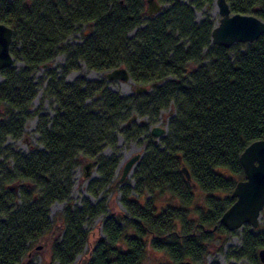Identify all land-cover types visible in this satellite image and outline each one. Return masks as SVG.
I'll return each instance as SVG.
<instances>
[{
    "label": "trees",
    "instance_id": "1",
    "mask_svg": "<svg viewBox=\"0 0 264 264\" xmlns=\"http://www.w3.org/2000/svg\"><path fill=\"white\" fill-rule=\"evenodd\" d=\"M227 1L234 12L264 19V0ZM158 2L168 6L151 17L144 0H0V22L13 28L11 52L22 61L0 70V264H35L25 257L51 228L56 200L65 202L64 230L51 245L57 264H76L85 248L90 254L82 264H145L149 250L168 256L158 264L200 262L207 244L229 232L220 218L245 176L240 154L264 138V34L217 45L210 14L197 21L194 13L211 9L213 0ZM74 33L80 43L66 41ZM60 52V70L45 72L44 97L56 102L54 115H37L43 148L15 151L5 141L21 138L32 117L34 73ZM81 61L101 72L125 66L136 84L152 90L123 96L106 79L68 81ZM167 108L173 115L156 142L149 128ZM134 115L148 119L128 125ZM117 132L127 140L145 136L134 184L126 178L119 185L125 211L107 212L101 201L74 206L72 172L81 157L97 165L92 195L114 182L119 156L102 151L116 145ZM196 187L206 193L202 204H194ZM103 213L104 236L90 244L85 224ZM261 247L264 230L245 224L236 258L263 264L255 253Z\"/></svg>",
    "mask_w": 264,
    "mask_h": 264
},
{
    "label": "rangeland",
    "instance_id": "2",
    "mask_svg": "<svg viewBox=\"0 0 264 264\" xmlns=\"http://www.w3.org/2000/svg\"><path fill=\"white\" fill-rule=\"evenodd\" d=\"M145 1V6L147 7V2ZM158 1V0H157ZM189 1V0H187ZM160 3V2H159ZM162 9L168 6V3H160ZM215 0H213V4L211 9H207L205 7L201 9H195V18L197 21H200L206 14H210L212 17L214 24H217L220 19V15L216 11ZM89 30L86 28L85 31ZM134 31H131L129 34L132 35ZM68 43L77 44L81 42V34L74 33L68 36ZM64 54L62 52L58 53L53 62L48 63L47 66H41L39 70L34 73V81L37 84V94L32 102L31 112L32 117H30L25 124L24 134L21 138H12L8 137L5 141L6 146H10L15 151L21 153H29L32 149H41L43 148L40 143L39 133L36 130V125L38 121V113L46 114L50 118L54 115L56 109V102L51 98H45L44 92L48 83L49 78L46 77V71L48 69H58L60 70V66L64 62ZM22 66V61L20 59H15L14 67L17 69ZM78 76H85L88 79H105L104 72L90 69L87 65L81 61L80 68L78 70L70 72L66 79L68 81L75 80ZM3 80V76L0 74V82ZM110 88L123 96L131 95L136 91L137 87H146V90H141L138 93H146L151 92V88L148 86H142L136 84L133 80L120 81L114 80L111 81ZM39 111V112H38ZM173 115V110L171 108L162 109L159 113L158 119L152 125H150L149 130L153 126L159 125L161 127H167V123L171 116ZM148 117H138L135 120H132L130 123L127 122L128 125L134 123L138 125L141 120H147ZM124 127V124L120 125V128ZM154 137L156 142L160 141V138L163 137ZM144 135H139L136 138H131L129 140L124 137V135L120 132H117L116 145L111 147L109 145H105L103 148V154L105 156H111L112 154H116L119 156V165L115 171L114 182L111 186H106L101 190L98 196H94L89 191V186L93 180L99 178V173L97 170V165L94 162L93 158L89 157H81L78 165L74 167L72 172V190L71 197L74 206H81L83 201L88 200L93 204L101 201L106 206L107 212L121 213L125 211L124 206L120 200V191L119 185L121 184L119 181L122 166L124 162L132 155L137 152L142 153V156L145 153V143H144ZM92 162L91 166V175L85 176L83 166ZM133 174V172H132ZM132 174L127 177L130 179L131 184H134V179ZM15 185V184H13ZM196 200L194 202L197 204H202L205 196V192H203L199 187H196ZM222 195V194H221ZM65 202L56 200L51 203L49 207V217L52 220L51 228L42 236L40 240L34 242L31 246L30 250L25 257V260H32L35 264H57L51 258V245L58 237H60L64 230V225L60 218V212L63 210ZM105 214H100L96 218L89 220L88 223L85 224L86 229L90 232L89 235V243L92 244L96 237L104 236L102 232V223ZM260 230H264V209L260 216ZM243 227L232 230L226 233H220L215 236V238L207 244V252L205 257L200 262H195L191 259H186L192 261L194 264H253L250 256H240L236 258L237 254L242 248V237H243ZM256 259L257 262H260L258 257V249L256 250ZM88 248L84 249V252L80 254L76 258V264H82L89 257ZM233 254L235 255L234 257ZM254 257V255H251ZM168 256L163 252H157L149 250V255L145 261V264H158L159 262H167Z\"/></svg>",
    "mask_w": 264,
    "mask_h": 264
},
{
    "label": "water",
    "instance_id": "3",
    "mask_svg": "<svg viewBox=\"0 0 264 264\" xmlns=\"http://www.w3.org/2000/svg\"><path fill=\"white\" fill-rule=\"evenodd\" d=\"M146 12L153 17L162 10L161 4L157 0H146ZM216 10L220 15L219 22L214 25L211 31V42L217 45L230 47L236 42H253L264 34V19L254 14L234 12L230 8L227 0H215ZM13 28L0 22V70L13 66L15 57L11 52L13 42ZM44 64L43 66H47ZM106 81L111 85V81L132 80L128 69L125 66H118L104 72ZM146 90V87H137L136 91ZM137 119L134 115L128 123ZM154 137L165 135L167 127L159 125L151 128ZM142 157V153L137 152L130 156L123 164L120 183L130 176ZM244 168L245 176L239 180L231 196L234 202L223 212L220 222L229 230H236L249 224L252 228H258L260 216L264 209V138L258 139L248 144L239 157ZM92 162L83 166L85 176L91 175ZM187 179H190V172L186 166L182 167ZM261 263L264 264V247L258 250ZM185 264H194L186 260Z\"/></svg>",
    "mask_w": 264,
    "mask_h": 264
},
{
    "label": "bare ground",
    "instance_id": "4",
    "mask_svg": "<svg viewBox=\"0 0 264 264\" xmlns=\"http://www.w3.org/2000/svg\"><path fill=\"white\" fill-rule=\"evenodd\" d=\"M216 11H217V10L215 9L213 13H216Z\"/></svg>",
    "mask_w": 264,
    "mask_h": 264
}]
</instances>
